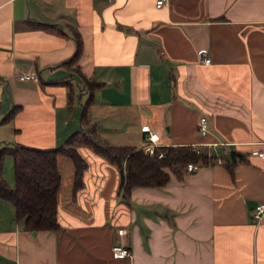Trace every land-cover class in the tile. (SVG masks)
<instances>
[{
  "label": "crops",
  "instance_id": "1",
  "mask_svg": "<svg viewBox=\"0 0 264 264\" xmlns=\"http://www.w3.org/2000/svg\"><path fill=\"white\" fill-rule=\"evenodd\" d=\"M156 1L0 0V146L55 147L80 123L108 144L142 148L148 125L159 145L215 142L214 155L244 160L134 187L127 203L116 165L78 146L87 161L78 190L59 157V229L23 231L0 198V264H264V215H252L264 201V157L251 153L264 151V0ZM75 31L81 51L65 62ZM86 80L101 85L83 125ZM114 243L131 255L114 256Z\"/></svg>",
  "mask_w": 264,
  "mask_h": 264
},
{
  "label": "trees",
  "instance_id": "2",
  "mask_svg": "<svg viewBox=\"0 0 264 264\" xmlns=\"http://www.w3.org/2000/svg\"><path fill=\"white\" fill-rule=\"evenodd\" d=\"M45 29L55 30V24L38 23ZM76 44L74 55L65 62L74 61L81 51V38L77 31L73 33ZM64 62V63H65ZM89 96L84 103L81 124H87L85 109L92 101L93 90L100 82L85 81ZM15 113L11 109L5 116ZM78 146H86L93 152L106 157L116 165L119 172L118 190L124 201L129 202L131 190L137 186L163 187L170 174L182 180L187 174L186 165L193 162L198 166L214 164L216 155L201 147L197 153L192 145H160L150 155L134 145H112L105 142L91 126L70 133L62 144L50 148H40L23 144H3L0 146V198L10 201L14 207V220L23 231L57 230L61 227L58 218L59 190L62 173L59 157L70 159L73 165L72 190L83 186V174L87 161L79 152ZM162 155L159 157L158 153ZM13 159L14 185L11 187L3 177V159L5 155ZM244 160L238 151L225 155L230 172L236 161Z\"/></svg>",
  "mask_w": 264,
  "mask_h": 264
},
{
  "label": "built area",
  "instance_id": "3",
  "mask_svg": "<svg viewBox=\"0 0 264 264\" xmlns=\"http://www.w3.org/2000/svg\"><path fill=\"white\" fill-rule=\"evenodd\" d=\"M163 3V0H157L156 5L160 6ZM198 54L201 57V61L205 64L210 62V57L206 55V49H200L198 50ZM17 77L21 80H26V79H35L36 74L34 72H21L17 74ZM197 129L198 132L201 136H205L208 132V127H207V118L204 115H201L198 119L197 122ZM141 130L146 133V140L147 143L142 146V149L144 152L152 155L155 152V148L160 146L158 141H159V136L158 134L153 131L148 125H143L141 127ZM216 143L208 142V143H203V144H194L193 149L199 153L201 150L202 146L206 147V150L208 153L211 152V147L215 146ZM252 154H256L260 157H264V151L259 150V149H253L251 151ZM162 155L161 152L158 153V156L160 157ZM215 163L221 164L225 162V157L220 156L216 154V158L214 160ZM198 167L197 164L193 162H189L186 165V169L188 172H191L195 170ZM253 217L255 218L256 221H259L263 215H264V201L258 203L255 205L254 210H253ZM124 229L122 227L117 229V233L119 235L123 234ZM111 251L114 256L116 257H123V256H130V249L128 246L120 244V243H114L111 247Z\"/></svg>",
  "mask_w": 264,
  "mask_h": 264
},
{
  "label": "rangeland",
  "instance_id": "4",
  "mask_svg": "<svg viewBox=\"0 0 264 264\" xmlns=\"http://www.w3.org/2000/svg\"><path fill=\"white\" fill-rule=\"evenodd\" d=\"M77 89V88H76ZM76 93H79V92H76ZM77 94L74 96V103H76V101H77ZM83 100H85V99H83ZM79 123V122H78ZM91 127V126H90ZM80 128V123L78 124V126H77V129L76 130H78ZM75 130V129H74ZM72 132H74V131H72ZM71 132V133H72ZM67 138V137H66ZM121 140V139H120ZM125 140V139H124ZM124 142H126V140L124 141ZM59 145V144H58ZM58 145H56V146H58ZM2 173H3V177H4V179L6 180V183L9 185V186H13L14 185V171H13V159H12V156L11 155H5V157H4V159H3V171H2ZM118 194H119V199H121L122 201H124L123 200V198H122V196H121V194L119 193V190H118ZM117 195V194H116ZM124 202H126V201H124ZM128 203V202H127Z\"/></svg>",
  "mask_w": 264,
  "mask_h": 264
}]
</instances>
